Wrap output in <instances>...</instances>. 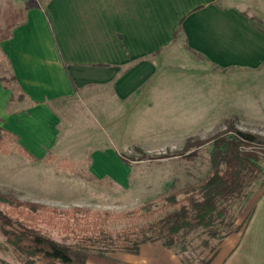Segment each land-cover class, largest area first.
<instances>
[{
	"label": "rangeland",
	"instance_id": "obj_1",
	"mask_svg": "<svg viewBox=\"0 0 264 264\" xmlns=\"http://www.w3.org/2000/svg\"><path fill=\"white\" fill-rule=\"evenodd\" d=\"M110 1L116 8L125 7V14L116 16L111 25L122 29L132 39V49L142 53L139 81L144 87L152 75L153 103L143 101L135 111H127L126 119L108 120L109 127L92 117L100 114L102 104L97 102V110L83 94L58 104L57 145L41 161H29L13 152L0 154V193L56 211L80 208L123 214L121 220L101 223L106 230L121 231L128 226L124 218L168 194L169 183L175 182L178 190L198 183L208 173L214 137L238 130L264 140V61L254 69L221 66L193 52L187 36L177 27L171 42L144 52L156 40L143 25L149 15L136 11L138 0ZM28 4L27 0H0V41L21 23ZM234 4L264 29V0H237ZM171 16L163 21L170 23ZM135 74L137 80L138 71ZM0 76H10L1 52ZM187 142L201 143L192 145L202 146L195 150L196 156L149 159L180 153ZM244 214L237 215L236 226ZM82 217L78 213L75 219L55 220L54 226L37 219L34 227L53 242L69 246L76 241L71 233L75 220ZM65 222L68 228L63 229ZM135 224L142 226L143 222ZM192 236L183 242L187 252L165 249L181 264H204L208 252L199 248L201 237ZM23 260L0 236V261L23 264Z\"/></svg>",
	"mask_w": 264,
	"mask_h": 264
},
{
	"label": "crops",
	"instance_id": "obj_2",
	"mask_svg": "<svg viewBox=\"0 0 264 264\" xmlns=\"http://www.w3.org/2000/svg\"><path fill=\"white\" fill-rule=\"evenodd\" d=\"M234 2L138 0L136 11L149 15L143 25L156 38L144 52L171 42L177 27L187 36L192 51L203 58L224 67L254 69L264 61V29ZM27 3L21 23L0 41V52L16 81L12 90L5 89L0 79V129L17 136L35 159L41 161L58 143L61 120L56 106L60 103L75 101L81 94L96 109L97 102L101 103L102 111L92 117L107 127L108 120L126 119L127 111H135L143 101L153 103L152 75L144 87L139 81L142 53L132 49V39L122 29L111 25L116 16L125 14L124 6L116 8L110 0ZM169 14L171 22H164ZM148 67L152 73L153 64ZM15 91L22 96L19 100H13ZM244 212L237 223L240 230L220 241L209 264H264V189L254 193L240 214ZM86 264L181 263L162 246L145 244L137 255H90Z\"/></svg>",
	"mask_w": 264,
	"mask_h": 264
},
{
	"label": "trees",
	"instance_id": "obj_3",
	"mask_svg": "<svg viewBox=\"0 0 264 264\" xmlns=\"http://www.w3.org/2000/svg\"><path fill=\"white\" fill-rule=\"evenodd\" d=\"M0 79L5 89L11 88L9 84L16 85L11 75ZM13 93V100L22 97L17 91ZM212 140L208 173L198 183L178 190L175 182L169 183L168 194L129 213L124 218L128 226L121 231L106 230L101 223L121 220L123 214L80 208L56 211L0 193L3 208L0 236L23 257V264H86L90 255L102 258L113 253L137 255L145 244H158L172 251L178 248L179 254L184 253L188 248L183 242L193 235L201 237L199 248L207 250L204 264H209L220 241L240 230L235 224L237 215L244 211L257 190L264 189V140L238 130L226 131ZM18 141L17 136L0 129V154L13 152L29 161H38ZM193 144L201 143L187 142L180 153L149 159L178 156L189 159L202 147ZM78 213L83 217L76 219L71 229L76 237L73 245L57 244L34 227L37 219L54 226L55 220L75 219ZM137 220L143 225L136 226ZM65 223L63 229L68 228Z\"/></svg>",
	"mask_w": 264,
	"mask_h": 264
}]
</instances>
